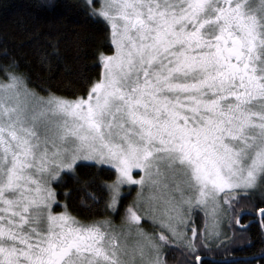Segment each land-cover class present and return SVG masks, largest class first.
Returning a JSON list of instances; mask_svg holds the SVG:
<instances>
[{"label":"snow or ice","instance_id":"snow-or-ice-1","mask_svg":"<svg viewBox=\"0 0 264 264\" xmlns=\"http://www.w3.org/2000/svg\"><path fill=\"white\" fill-rule=\"evenodd\" d=\"M77 6L112 45L94 53L102 70L83 96H41L0 41V264H169L174 250L182 264H229L210 255L237 247L224 221L264 223V0ZM54 39L42 63L59 56ZM84 163L110 170L81 181L101 193L89 211L108 216L58 200Z\"/></svg>","mask_w":264,"mask_h":264},{"label":"trees","instance_id":"trees-1","mask_svg":"<svg viewBox=\"0 0 264 264\" xmlns=\"http://www.w3.org/2000/svg\"><path fill=\"white\" fill-rule=\"evenodd\" d=\"M39 3L40 0H0V41L18 58L21 71L30 77L29 88L44 96L49 91L66 99L83 96L86 94L87 82L97 79L102 70L99 66L93 67L97 64L94 53L99 50L111 54L112 45L105 25L86 19L77 6L78 0H51L55 5L54 11L37 8ZM54 38H58L59 56L52 57L50 65L42 63V50L51 52L48 41L55 43ZM81 73L85 74L87 80L82 78ZM110 174L107 167L100 170L84 163L77 173L79 179L63 177V183L57 186V191L70 195L60 194L58 200L68 203L73 214L83 219L108 216L109 213L89 211L87 205L92 201L88 192L101 193L95 185L89 186L81 181L93 176L107 180ZM130 199L131 195L127 197L126 203ZM99 207L102 205H93V209ZM204 220L201 215L197 224L202 226ZM226 232L229 238L235 237L234 241L229 239V244L237 247H229L227 251L220 249L218 253L210 254L219 261L249 264L252 254L264 249V223L258 215L246 216L239 225L227 221ZM168 260L169 264H182L178 250L171 251Z\"/></svg>","mask_w":264,"mask_h":264},{"label":"rangeland","instance_id":"rangeland-1","mask_svg":"<svg viewBox=\"0 0 264 264\" xmlns=\"http://www.w3.org/2000/svg\"><path fill=\"white\" fill-rule=\"evenodd\" d=\"M2 79H3V77H0V80H2ZM41 96H44V95H41ZM137 173L142 174V172H140V170H134V173H133L134 176L136 178H139ZM125 190H127V189H125ZM137 191H138V187L137 186H133L132 189H131V199H130V201H132L136 197ZM145 194L146 195L148 194L147 190H145ZM61 203H64V202H61ZM209 212H210V210H209ZM115 222L119 223L120 222V217H118V216L115 217ZM226 222L227 221L225 220L223 225H221L222 231H224V232H226ZM207 223H208L209 227H211L212 224H213V219H212L211 214H209V216L207 217ZM221 238H223V237H221Z\"/></svg>","mask_w":264,"mask_h":264}]
</instances>
